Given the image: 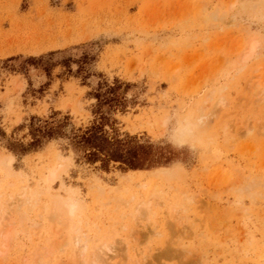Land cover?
Segmentation results:
<instances>
[{
	"label": "rangeland",
	"instance_id": "rangeland-1",
	"mask_svg": "<svg viewBox=\"0 0 264 264\" xmlns=\"http://www.w3.org/2000/svg\"><path fill=\"white\" fill-rule=\"evenodd\" d=\"M262 93L264 0H0V264H264Z\"/></svg>",
	"mask_w": 264,
	"mask_h": 264
},
{
	"label": "trees",
	"instance_id": "trees-1",
	"mask_svg": "<svg viewBox=\"0 0 264 264\" xmlns=\"http://www.w3.org/2000/svg\"><path fill=\"white\" fill-rule=\"evenodd\" d=\"M52 136V135H51ZM83 147L92 150L91 156L104 162L118 161L132 169L143 168L147 156L151 153L150 146L134 143L128 144L121 140H110L102 126L93 125L80 136ZM151 162L161 163L159 158H151Z\"/></svg>",
	"mask_w": 264,
	"mask_h": 264
},
{
	"label": "bare ground",
	"instance_id": "bare-ground-1",
	"mask_svg": "<svg viewBox=\"0 0 264 264\" xmlns=\"http://www.w3.org/2000/svg\"><path fill=\"white\" fill-rule=\"evenodd\" d=\"M256 46H257V42L255 41V42H253L252 43V45H251V48H250V50H249V52L245 55V57H244V60L245 61H247L252 55H253V53H254V50H255V48H256ZM262 95V97H263V99H264V94L262 93L261 94ZM11 158L12 157H8V158H5V159H3V160H1L2 161V163H4L5 165H6V167L9 169H11ZM57 170V169H56ZM53 171V170H52ZM9 172V171H8ZM59 171H57V172H55V170L53 171V172H51V174H50V177L52 178V179H55L56 178V176H57V173H58ZM160 172H162V174L163 173H166L167 171L166 170H157V171H155V173H160ZM255 185H257V180H252L250 183H249V185H248V188H250V187H253V186H255ZM155 194H157V193H155L154 192V195ZM58 201H60V200H58ZM57 201V202H58ZM55 202V201H54ZM59 204V203H58ZM57 204V205H58ZM60 205V206H59ZM58 205V208H52L53 209V211H54V213L52 214V216L55 218V216H54V214H56V217H59V216H57L58 214V212L60 211H63L64 212V214L67 216V215H70V216H74L75 215V213H76V209L72 206V205H70L69 203H67V202H65L64 204H59ZM54 206V205H53ZM52 206V207H53ZM55 206H56V204H55ZM60 208V209H59ZM60 215V214H59ZM62 216H63V214L61 215V218L59 217V219H62ZM65 216V217H66ZM67 218V217H66ZM56 219V218H55ZM65 219V218H64ZM70 219H71V217H70ZM64 224V223H63ZM79 232V231H78ZM77 235H80V233L78 234L77 233ZM74 237H76V235H74ZM80 236H77L76 237V243H79L80 242ZM81 244H82V242H81ZM82 247H83V249L84 250H87V248H88V241H87V239L86 240H83V244L81 245ZM104 246H106V249H109V250H111L112 251V247L111 246H109V245H104ZM114 249V248H113ZM105 256V254L104 253H102V252H97V253H95V256H94V258L93 259H95V261L96 262H99V261H105L106 260V258L104 257ZM92 257V256H91ZM86 260H84V261H81V262H85ZM84 264H86V262L84 263ZM91 264V263H90Z\"/></svg>",
	"mask_w": 264,
	"mask_h": 264
}]
</instances>
